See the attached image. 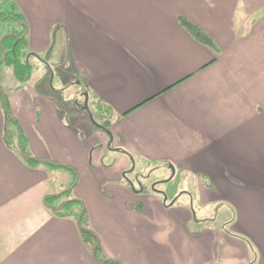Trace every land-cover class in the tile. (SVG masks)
<instances>
[{
	"label": "crops",
	"instance_id": "crops-1",
	"mask_svg": "<svg viewBox=\"0 0 264 264\" xmlns=\"http://www.w3.org/2000/svg\"><path fill=\"white\" fill-rule=\"evenodd\" d=\"M1 9L23 15L28 53L71 63L110 110V133L82 117L68 123L48 84L10 81L26 153L73 170L31 165L9 147L0 103V264H100L72 215L44 202L77 178L47 202L89 211L99 261L264 264V0H4ZM107 148L119 154L113 168ZM130 157L189 175L234 219L193 233L190 209L120 182Z\"/></svg>",
	"mask_w": 264,
	"mask_h": 264
},
{
	"label": "rangeland",
	"instance_id": "rangeland-1",
	"mask_svg": "<svg viewBox=\"0 0 264 264\" xmlns=\"http://www.w3.org/2000/svg\"><path fill=\"white\" fill-rule=\"evenodd\" d=\"M3 1L4 0H0V19L3 18V13H1ZM4 18L0 20V40L6 34L14 33L13 31L17 27L12 19ZM1 51L4 56V50L0 46V55ZM32 55L33 54L28 58L29 64L31 65L30 82L32 85L36 86L38 90H40V88L42 89L41 86L43 84L49 85L46 91L53 94L57 99L59 108L68 123L73 124V119L77 124L82 125L83 118L86 123L89 122L88 124L95 128L93 130H102L105 134L107 129L103 127L109 124V114L106 112L103 117H100L98 114V105L93 102V96L89 102L86 100L87 97L84 95L86 87L84 83L71 72V63L69 62L67 64L65 61H63V63H55L56 61L51 63L50 58H47L48 60L46 59V54H42V57H44L43 60L37 59L36 56ZM10 81L12 83L16 81L12 73V67L8 64L0 65V85L4 88L6 94L10 93L12 89ZM88 106L95 119L99 122L97 123L99 125L101 124L100 126L97 123V125H94L89 119L90 113ZM85 135L87 136V132ZM84 139H86V137ZM111 150L107 148L106 157L103 158V164L109 168H113L117 163V159L111 158V155L115 157L119 155L112 153ZM129 161V167L122 172L120 171V182L128 183L129 185H131L132 182L135 189L141 192L161 193V195L164 196L163 200L166 202L168 201L167 205L174 201L173 204L175 203V208H179L181 205L184 206L183 208L190 209L189 211L192 212L191 218L193 217L191 221V231L193 233L199 232L205 228L225 227L234 219L235 213L232 208L221 200L208 199L205 195L203 196L199 189L198 182L189 175L177 172L170 179L173 172V168H171L170 165L160 166L143 160L139 164L137 162L134 165L131 159H129ZM44 166L50 167L49 164H44ZM50 168L62 170L61 167L51 166ZM111 171L116 172L118 176L119 170L112 169ZM204 185L207 187L211 186L208 182H204ZM106 194L109 196L112 195L110 192ZM138 207L140 206H137L136 209ZM88 221L89 211L84 219L85 226L88 225ZM189 221L190 219L188 222Z\"/></svg>",
	"mask_w": 264,
	"mask_h": 264
},
{
	"label": "trees",
	"instance_id": "trees-1",
	"mask_svg": "<svg viewBox=\"0 0 264 264\" xmlns=\"http://www.w3.org/2000/svg\"><path fill=\"white\" fill-rule=\"evenodd\" d=\"M3 18L4 19H6V18L12 19L15 22V24L18 26V28H15L13 32L15 34H18V36H20V37L24 34H25V36L21 39H17L14 36H8L3 41L2 46H3L4 50H6L5 52L7 53V55H6L5 62H3V63L0 62V65H2V64L10 65L12 67V72H13V75H14L15 79L17 80V82H19V84H25L31 79V75H30L31 65L29 64V60H28L31 53H28L26 50L27 46H28V40L26 37L27 25L25 23L23 15L18 13V12H15V11H12L9 14L3 13ZM192 27H191V30H193V33L200 40H202L205 43L212 44V42L208 36H206L204 33H202L199 29H194V28L192 29ZM0 46H1V42H0ZM0 58H3L2 51H1ZM85 93H88V91H86ZM5 94H6L5 90L2 87V90H0V103H1L4 110H5V105H4L3 99H4ZM89 100H90V97H89ZM90 111H91V109H90ZM109 111L110 110L106 106L104 107L103 105H98V114L100 117H103L104 114L106 112H109ZM91 113H92V111H91ZM92 115H93V113H92ZM93 117H94V115H93ZM5 118H6L5 141L9 147L14 148L15 150L19 151V147H20V138L18 136L19 135V121L18 120H12L6 111H5ZM94 119H95V117H94ZM95 121L98 122L96 119H95ZM12 128H14V130H12ZM105 128L107 129V132L110 133L108 130V126H106ZM21 141L24 144L23 135L21 137ZM25 160L27 163H29L31 165L32 164L33 165L38 164L37 162H34L32 160H29V159H25ZM68 194H69V192L66 193V195H68ZM70 204H68L67 206H64L62 210H55V213L57 215H61V216H66V215L71 216L72 215V217L76 220L78 215L80 214V212H75L74 214L67 212L66 208ZM85 217H86V211L84 212V214L82 216L81 224H82V226H84L88 230H83V229L78 227L79 232L83 238L84 243L86 244V246L91 251L93 250L94 246L96 244H98L97 251H96L97 258L95 260L97 262H99L98 254H99V251L101 249V244L99 243V240H98L97 236L95 235V233L91 229H89L87 226H85V224H84ZM105 262H106L105 264H116V263H114L115 261H113V260H106Z\"/></svg>",
	"mask_w": 264,
	"mask_h": 264
},
{
	"label": "water",
	"instance_id": "water-1",
	"mask_svg": "<svg viewBox=\"0 0 264 264\" xmlns=\"http://www.w3.org/2000/svg\"><path fill=\"white\" fill-rule=\"evenodd\" d=\"M0 20H3V18H1ZM24 24H25V23H24ZM8 36H14V37H16L17 39H21V38H23V37L25 36V34L22 35L21 37L18 36V34H15V33L6 34V35L3 36V37L1 38V40H0V42H1V47H2V48H3L2 43H3V41H4ZM3 50H4V48H3ZM6 55H7V53H6L5 50H4V56H3L2 59H0V62H2V63L5 62V60H6ZM0 90H2V86H1V85H0ZM85 97H87L86 100L89 101V94H88V93H85ZM3 102H4V105H5V111L7 112V114L10 116V118H11L12 120H16V117H15V116H11V113H10L9 108H8V100H7V97H6V96H4ZM88 109H89V106H88ZM89 113H90V114H89V119H90V120L92 121V123L95 125L97 122L95 121V119H94V117H93V115H92L90 109H89ZM97 124H98V123H97ZM97 124H96V125H97ZM98 125H99V124H98ZM99 126H100V125H99ZM103 128L106 129L105 127H103ZM19 138H20V153H21V155H22L25 159H29V160H32V161H34V162L40 163V164H49V165H52V166L63 167V168H67V169H69V170H73L72 167H70V166H68V165H66V164L56 163V162H53V161H50V160H46V159H42V158H37V157H34V156H30L29 154L26 153L25 148H24V144H23V142L21 141V133L19 134ZM111 144H112V139H111L110 142H109V148H110V149H112ZM118 150H119V149H118ZM130 159L132 160V162H133L134 165H135V159H134L133 157H130ZM170 167L173 168L172 165H170ZM172 170H173V172H172V175H171L170 179H171V178L173 177V175L175 174V170H174V168H173ZM77 180H78V178L76 179V181L74 182V184H72L71 186H69L68 188H66L62 193H58V194H47V195L44 197L45 205L48 206V207H51V208H53V209H55V210H61V209H63V207H64L65 205L71 203L72 200H64V201H62V202L56 207V206H53V205L49 204V203L47 202V198H49V197H55V198H56V197H60L63 193H67V192L71 191V190L73 189V187L75 186V184L77 183ZM131 186H133L132 182H131ZM165 197H166V196H165ZM165 203H166V201H165ZM171 204H172V203H171ZM171 204H169V205H171ZM84 212H85V207H83L82 211H81L80 214L78 215V217H77V219H76V223H77V226H78L79 228H81V229H83V230H88L87 228H85V227L82 226V224H81V219H82V216H83ZM97 238H98V237H97ZM97 247H98V244H96V245L94 246L93 250H92V255H93V257H94L95 259L97 258V255H96ZM98 263H100V264H105L106 262H104V261H99ZM114 263H116V264H122L119 260H115Z\"/></svg>",
	"mask_w": 264,
	"mask_h": 264
}]
</instances>
